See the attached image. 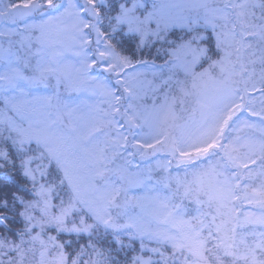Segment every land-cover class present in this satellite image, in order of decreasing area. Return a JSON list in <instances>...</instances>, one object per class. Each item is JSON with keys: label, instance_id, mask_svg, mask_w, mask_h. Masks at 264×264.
<instances>
[{"label": "snow or ice", "instance_id": "6c2138e0", "mask_svg": "<svg viewBox=\"0 0 264 264\" xmlns=\"http://www.w3.org/2000/svg\"><path fill=\"white\" fill-rule=\"evenodd\" d=\"M0 264H264V0H0Z\"/></svg>", "mask_w": 264, "mask_h": 264}]
</instances>
